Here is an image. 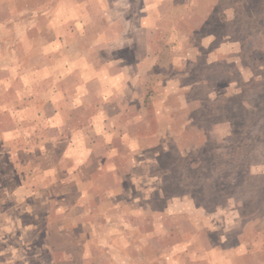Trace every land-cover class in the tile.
I'll use <instances>...</instances> for the list:
<instances>
[{"label":"rangeland","instance_id":"374dc122","mask_svg":"<svg viewBox=\"0 0 264 264\" xmlns=\"http://www.w3.org/2000/svg\"><path fill=\"white\" fill-rule=\"evenodd\" d=\"M128 21L149 54L97 66ZM240 234L264 264V0H0V264H215Z\"/></svg>","mask_w":264,"mask_h":264},{"label":"crops","instance_id":"0c3cea01","mask_svg":"<svg viewBox=\"0 0 264 264\" xmlns=\"http://www.w3.org/2000/svg\"><path fill=\"white\" fill-rule=\"evenodd\" d=\"M125 0H112L113 4H118L119 2H123ZM141 10H146V8L144 7V4L141 3ZM119 15V18H115L118 22V19L120 20V13H118ZM144 18H142L140 20V25L138 26L139 28H143V26L146 24V28L144 30V33L148 36V35H151V27H148V25H150V19L153 17L147 13V10H146V13L144 14L143 16ZM130 22L128 21L127 22V25H126V28H127V31H124L123 34L121 35H125L124 39L123 40H120L119 39V35L120 33H114L113 34V38L115 39H112L111 41H109V43H104L102 45V48L101 50L103 49L105 52V61L104 62H98L96 63L97 66H105V67H108V62L109 60L111 61V64H119L120 62H122L123 65H127V66H131L132 68H135L137 67V58L138 57V52L140 50H143L145 51V55L149 54V43L146 42V41H143L145 43H142L143 45H140L139 42L141 43V40L138 41L137 43V32L136 30L132 31L131 30V26H129ZM136 28V26H135ZM138 30V29H137ZM120 35V36H121ZM121 50H126L128 55L130 56L131 55V58L132 60L129 62V61H123L121 59H119V52ZM111 56V58L107 57L109 55ZM115 54L116 55V58L113 57ZM113 59H116L114 62H113ZM107 61V62H106ZM154 65V64H152ZM116 66H119V65H116ZM103 76H98V82H103V83H109L108 79L110 78V74L107 75L105 78H102ZM135 78V77H134ZM131 82H133L134 80L133 79H130ZM68 174V172H67ZM237 242H239V246H237L234 250L232 249H229L228 250H224L222 252H211V256H214L216 258V260H218L215 264H233L232 262V255L234 256H240V258H242L244 255H247V251L245 252V249H244V244H243V241H242V235L240 234V237H239V241L237 240Z\"/></svg>","mask_w":264,"mask_h":264}]
</instances>
